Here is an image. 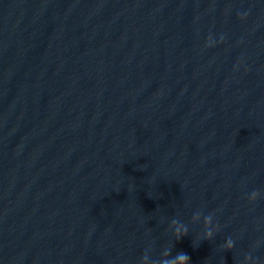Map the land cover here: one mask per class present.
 I'll return each mask as SVG.
<instances>
[{
	"label": "clouds",
	"instance_id": "obj_1",
	"mask_svg": "<svg viewBox=\"0 0 264 264\" xmlns=\"http://www.w3.org/2000/svg\"><path fill=\"white\" fill-rule=\"evenodd\" d=\"M255 195V193H254ZM178 232V239L182 238L181 235H179V230H177ZM183 235H187V229L185 228ZM208 237H211V233L207 234ZM233 241L231 239L227 240L224 247L227 250H231L233 248ZM166 259H163L162 261H156L154 262V264H189L190 262V257L183 252L177 253L174 257L171 256L170 254V250H166ZM144 259H147V256L144 257Z\"/></svg>",
	"mask_w": 264,
	"mask_h": 264
}]
</instances>
